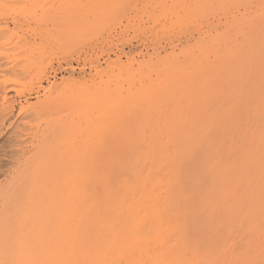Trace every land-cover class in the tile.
I'll list each match as a JSON object with an SVG mask.
<instances>
[{
	"label": "rangeland",
	"instance_id": "374dc122",
	"mask_svg": "<svg viewBox=\"0 0 264 264\" xmlns=\"http://www.w3.org/2000/svg\"><path fill=\"white\" fill-rule=\"evenodd\" d=\"M0 264H264V0H0Z\"/></svg>",
	"mask_w": 264,
	"mask_h": 264
},
{
	"label": "bare ground",
	"instance_id": "6f19581e",
	"mask_svg": "<svg viewBox=\"0 0 264 264\" xmlns=\"http://www.w3.org/2000/svg\"><path fill=\"white\" fill-rule=\"evenodd\" d=\"M25 220V217L24 216H21L17 219L18 222H23ZM20 226H21V223H20Z\"/></svg>",
	"mask_w": 264,
	"mask_h": 264
}]
</instances>
